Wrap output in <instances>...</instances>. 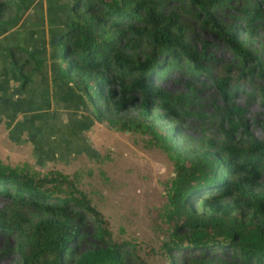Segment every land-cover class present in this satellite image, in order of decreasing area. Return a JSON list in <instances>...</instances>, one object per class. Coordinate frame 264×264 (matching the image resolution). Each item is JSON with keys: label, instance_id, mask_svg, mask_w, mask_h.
Returning <instances> with one entry per match:
<instances>
[{"label": "trees", "instance_id": "16d2710c", "mask_svg": "<svg viewBox=\"0 0 264 264\" xmlns=\"http://www.w3.org/2000/svg\"><path fill=\"white\" fill-rule=\"evenodd\" d=\"M225 2L71 0V19L59 39L60 72L86 99L97 118L110 126L148 133L173 159L175 176L168 213L173 229L164 243L166 250L221 247L235 250L242 264H264V189H256L260 187L258 179L264 162L263 144L240 122L248 142L243 145L227 117V125L219 124L222 140L209 139L210 148L192 150L182 147L176 139L171 142L177 138L176 127H164L156 121L174 109L169 96L152 82L153 77L180 57L188 69L198 68L199 54L185 39L178 6L193 7L199 25L221 35L239 63L251 57L235 37V27H227L214 17L216 8ZM258 5L255 2L253 6L255 17H260ZM19 9L15 0H0V22L14 21ZM250 21L248 18L247 24ZM137 43H143L148 51L136 48ZM5 53L19 75L18 88L26 91L40 60L17 44L8 45ZM159 53L168 54L171 60L158 61ZM253 66H257L258 75L264 74L258 59L249 70ZM211 81L222 86L227 79L211 76ZM260 92L264 97V85ZM126 105L136 107V114L120 116V108ZM154 107L164 113L152 111ZM0 194L18 205L41 207L46 213L29 228L11 226L18 239L19 260L15 264H62V257L69 251L67 244L77 236V225L71 223L76 209L91 215L98 239H109L99 211L74 180L59 170L39 173L26 164L10 166L0 162ZM199 195L203 197L195 204ZM179 226L184 230L178 231ZM126 244L107 240L91 245L73 256L71 263L125 264L121 250Z\"/></svg>", "mask_w": 264, "mask_h": 264}, {"label": "rangeland", "instance_id": "374dc122", "mask_svg": "<svg viewBox=\"0 0 264 264\" xmlns=\"http://www.w3.org/2000/svg\"><path fill=\"white\" fill-rule=\"evenodd\" d=\"M255 2H259L260 17L253 16ZM171 5L175 7L166 6ZM177 10L185 39L199 54L198 68L188 69L180 57L172 59L162 74L153 77L152 82L169 96L174 109L158 117L157 123L176 127L177 138L171 142L176 139L182 147L202 150L210 148L209 139L222 140L219 124L227 125L230 117L235 137L243 145L248 142L240 122L264 146V97L260 92L264 74L258 75L257 66L249 70L257 59L264 69V0H226L214 11L218 22L235 27V37L249 51L251 57L242 64L221 35L199 25L193 7L178 6ZM138 47L148 51L143 43H137ZM156 59L171 60L165 53H159ZM211 76L225 77L227 81L218 86ZM152 111L164 113L160 107ZM136 112V107L130 105L119 110L122 117ZM85 119H81L82 125ZM73 136L75 139L69 142L62 140V146L57 145L62 148L56 152L44 148L43 153L34 148L35 143L25 133L12 139L7 128L0 126V162L10 166L26 164L39 173L56 169L68 174L105 221L109 239H98L91 215L76 209L71 223L77 225V236L67 244L69 251L62 257V264H72L71 258L78 252L107 240L128 242L121 250L125 264H242L235 250L228 248H164L173 229L168 213L174 162L148 133L110 126L93 117L80 134ZM49 146L53 148V143ZM258 182L260 187L256 189H264V162ZM199 196L194 199L195 204L203 197ZM45 215L41 207L18 205L0 194V222H12L10 226L0 225V264L19 260L18 239L11 226L29 228ZM182 230L184 227L179 226L178 231Z\"/></svg>", "mask_w": 264, "mask_h": 264}, {"label": "crops", "instance_id": "0c3cea01", "mask_svg": "<svg viewBox=\"0 0 264 264\" xmlns=\"http://www.w3.org/2000/svg\"><path fill=\"white\" fill-rule=\"evenodd\" d=\"M15 1L20 7L15 20L0 22V126L12 139L25 133L35 149L56 152L62 140H74L73 135L96 117L90 116L89 112L95 114L86 99L60 72L59 34L71 19V0ZM10 44L28 49L40 60L24 92L5 53Z\"/></svg>", "mask_w": 264, "mask_h": 264}, {"label": "water", "instance_id": "95a60500", "mask_svg": "<svg viewBox=\"0 0 264 264\" xmlns=\"http://www.w3.org/2000/svg\"><path fill=\"white\" fill-rule=\"evenodd\" d=\"M59 36H61V34H59Z\"/></svg>", "mask_w": 264, "mask_h": 264}]
</instances>
